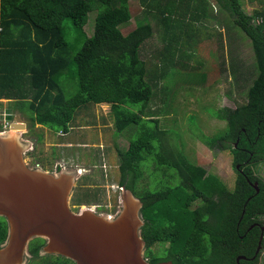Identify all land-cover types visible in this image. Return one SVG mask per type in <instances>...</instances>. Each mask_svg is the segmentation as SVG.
Listing matches in <instances>:
<instances>
[{
  "label": "trees",
  "instance_id": "1",
  "mask_svg": "<svg viewBox=\"0 0 264 264\" xmlns=\"http://www.w3.org/2000/svg\"><path fill=\"white\" fill-rule=\"evenodd\" d=\"M135 1L147 20L123 30L134 19L131 0H0V99L30 112L34 127L64 133L91 105H111L114 128L109 132L129 141L126 150L114 146L119 184L143 202L142 237L146 248L159 246L153 262L264 264L257 253L264 225V177L256 168L264 164V7L248 14L242 0H214L251 40L257 70L239 103L244 72L241 64L233 63L237 104L216 107L212 113L226 122L223 135L200 137L211 149L231 154L236 179L229 188L171 141V131L161 127L164 108L155 101V89L169 73L191 69L186 87L211 76L203 65L208 53L203 45L212 36L201 40L200 35L212 0ZM91 13L95 23L89 35L85 27ZM157 23L163 30L162 45L151 59H144L141 48L155 36ZM200 49L204 58L199 62L196 57L197 65H191L189 59ZM67 79L77 82L70 96ZM161 91L173 93L167 84ZM157 170L164 175L160 186L153 189L151 180L142 186L145 171L151 178ZM7 232V221L0 216V244ZM239 256L246 259L238 263Z\"/></svg>",
  "mask_w": 264,
  "mask_h": 264
},
{
  "label": "rangeland",
  "instance_id": "2",
  "mask_svg": "<svg viewBox=\"0 0 264 264\" xmlns=\"http://www.w3.org/2000/svg\"><path fill=\"white\" fill-rule=\"evenodd\" d=\"M131 2L134 19L129 25L124 26L123 30L147 20L144 18V11L139 7L137 1L131 0ZM242 2L244 10L248 14H253L264 7V0H242ZM209 12L211 16L201 25L202 35L200 37L202 40L208 35L212 36L209 40L210 44L203 45L204 49L208 50L203 65L206 70L211 72V76L205 81L194 82L193 85L186 87L184 84L188 82L187 76L191 69H183L177 72L180 74L183 72L185 81L180 74L169 73L168 77L163 78L159 87L155 89L158 93L155 101L159 107L164 108L161 112V127L171 131L170 139L177 148L182 149L191 160L217 174L229 188H234L236 172L233 168L231 154L217 148L211 149L200 137L208 135V137L210 136L208 140H210L218 134L223 135L224 131L221 130L225 128L226 122L217 119L212 113L216 107L229 106L234 108L237 104L234 99L239 96V87L233 80L230 70L233 63L241 64L244 72V76L240 78L242 91L238 100L239 103L246 99V89L243 87L251 84L252 78L257 75V70L254 64L255 56L251 40L236 27L229 13L214 0L211 1ZM137 18L140 19L137 20ZM94 23L95 13H91L89 23L85 27L89 35L94 30ZM204 32H206L205 36L203 35ZM217 33H220L219 38ZM162 37V27L160 23H157L155 36L141 48V57L151 59V53L162 45ZM204 56L205 53L202 54L200 49L198 56L194 55L189 59V62L191 65H197L196 57L204 58ZM155 60L157 61V59ZM201 61L202 59L199 60V62ZM219 67L221 68L219 69ZM171 71H173L172 68ZM245 75L250 76V78L244 80ZM189 77L191 78V76ZM76 83L72 79H67L66 84L68 86H66L69 88L66 90L67 96L77 91ZM163 84L169 85L173 93L164 95L161 91ZM182 87L186 91L177 90L174 92V90ZM228 94L232 96L230 97ZM163 100H166L167 107H164ZM0 101L2 103L0 107V130H9V126L17 116H20L21 121L27 125L26 129H14L13 131H17L22 142L33 144V149L25 154L30 167H40L50 172L57 170L58 167H76L83 170V174L77 180L71 195L70 207L72 210L81 211L83 208L90 207L91 204H101L106 210L105 212L118 213L121 207L122 187L119 184L120 159L114 150V146L117 143L120 148L126 150L129 147V141L124 137L114 138L115 135L111 136L109 131H112L114 125L109 103L91 105L81 115L75 116L76 118L71 124L72 128L68 133H64L53 131L40 124H36L34 127L30 112L17 109L13 106L14 102L8 99L3 98ZM32 139L35 141L33 142ZM262 165L260 162L256 168L261 169ZM149 173L150 171H145L146 178L141 180V184L147 186L151 180L152 188L155 189L160 186L164 175H162L161 170H157L149 178ZM155 249L158 248L155 247ZM25 260L26 257H24L23 264H25Z\"/></svg>",
  "mask_w": 264,
  "mask_h": 264
},
{
  "label": "water",
  "instance_id": "3",
  "mask_svg": "<svg viewBox=\"0 0 264 264\" xmlns=\"http://www.w3.org/2000/svg\"><path fill=\"white\" fill-rule=\"evenodd\" d=\"M26 126L17 116L9 130H0V216L8 225L0 264H23L34 237L47 240L45 252L62 254L77 264H152L144 258L142 200L122 186L117 215L95 216L88 207L74 212L70 199L83 170L30 167L25 154L33 144L22 142L13 131ZM262 240L263 234L258 251Z\"/></svg>",
  "mask_w": 264,
  "mask_h": 264
},
{
  "label": "flooded vegetation",
  "instance_id": "4",
  "mask_svg": "<svg viewBox=\"0 0 264 264\" xmlns=\"http://www.w3.org/2000/svg\"><path fill=\"white\" fill-rule=\"evenodd\" d=\"M88 209L91 210V212L94 213L95 216L106 215V216L113 217L117 215V213L112 214L111 212L110 213L105 212L106 210L103 209V206L101 204H91L90 207H88ZM73 210L74 212H79L76 209H73ZM260 227H261V231H262L263 238H264V225H260ZM47 244H48L47 240L41 237H34L32 240H30L28 244V249H27L28 253L25 254V257H26L25 264H36V263L38 264H49V263L50 264H77L75 261H73L72 259L62 254L45 252L46 251L45 248L47 247ZM155 247H157L158 249H155ZM158 251H159L158 245L157 246L153 245L151 246L150 249L146 248V245H145L144 258L149 263H152V264L158 263V262H153V257H152L155 254H158ZM259 251L261 254L260 259L262 260V257L264 258V245L262 246L261 244V248ZM259 251H257V253H259ZM159 262H165V261H159ZM237 262L239 263L240 261L237 260Z\"/></svg>",
  "mask_w": 264,
  "mask_h": 264
},
{
  "label": "crops",
  "instance_id": "5",
  "mask_svg": "<svg viewBox=\"0 0 264 264\" xmlns=\"http://www.w3.org/2000/svg\"><path fill=\"white\" fill-rule=\"evenodd\" d=\"M263 164V163H262ZM260 175L264 177V164L262 165V168L260 169ZM264 260V259H263Z\"/></svg>",
  "mask_w": 264,
  "mask_h": 264
},
{
  "label": "clouds",
  "instance_id": "6",
  "mask_svg": "<svg viewBox=\"0 0 264 264\" xmlns=\"http://www.w3.org/2000/svg\"><path fill=\"white\" fill-rule=\"evenodd\" d=\"M122 187V186H121Z\"/></svg>",
  "mask_w": 264,
  "mask_h": 264
}]
</instances>
